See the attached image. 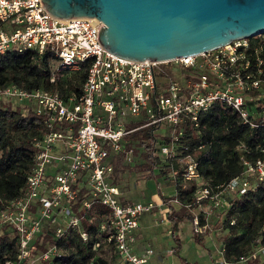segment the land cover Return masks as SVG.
Masks as SVG:
<instances>
[{
    "label": "built area",
    "instance_id": "built-area-1",
    "mask_svg": "<svg viewBox=\"0 0 264 264\" xmlns=\"http://www.w3.org/2000/svg\"><path fill=\"white\" fill-rule=\"evenodd\" d=\"M102 26L105 23L97 17H56L43 0H0V56L11 50H31L40 56L51 53L52 83L65 71L86 74L80 92L74 88L68 94L18 84L0 88V101L34 102L29 107L42 118L45 128L33 141L34 166L24 192L0 207V226L10 224L20 234L19 258L9 264H44L64 254L56 243L32 245L45 221L58 222L57 239L81 227L84 215L72 204L83 185L89 190L84 210L95 203L109 208L108 218L99 227L109 232L105 240L115 244L122 261L149 264L154 250H135L136 230L143 214L161 211L165 203L125 204L119 185L110 178L113 166L108 159L113 152L125 153L129 159L133 156L126 136L136 128L129 129V122L157 126L154 154L161 164L171 163L175 181L179 170L185 180L201 178L196 154L205 145L192 150L187 128H199L202 115L214 103L233 108L250 127L264 126V33L196 55L137 61L106 49L99 40ZM240 147L245 151L243 173L216 189L201 186L196 192L198 208L207 200L223 210L227 194H243L255 186L251 176L257 182L264 180V147L253 161L247 157L252 150L244 142ZM193 224L200 233L207 227L198 214ZM81 235L85 240L89 237L84 231Z\"/></svg>",
    "mask_w": 264,
    "mask_h": 264
},
{
    "label": "trees",
    "instance_id": "trees-1",
    "mask_svg": "<svg viewBox=\"0 0 264 264\" xmlns=\"http://www.w3.org/2000/svg\"><path fill=\"white\" fill-rule=\"evenodd\" d=\"M52 57L51 53L40 56L31 50L25 53L8 51L0 56V88L18 84L27 89L36 87L60 89L64 94H68L74 88L80 92V84L85 80V73L65 71L56 83L50 81ZM145 123L146 121L129 122L128 128L136 129L126 136L127 148L135 157L142 159L140 163L132 167L127 162L129 158L125 153L113 152L108 159V163L113 166L110 178L119 187L122 185L126 170L145 171L147 177H156L155 168L161 166L160 159L154 154L157 126L143 127ZM44 130L43 120L33 108L13 106L8 100L0 101V207L24 192L27 175L34 166L33 141L41 137ZM187 130L188 144L192 150L201 144L205 145L196 154L201 178L185 180L182 172L178 171L179 208L173 205L176 197H167L160 193L162 201L168 208V220L173 225L171 233L178 242L173 248L175 254H178L181 247L179 223L184 219L193 221L196 215L193 209L198 207L195 203L197 190L203 185H210L216 189L217 186L226 184L233 177L243 173L245 166L241 157L245 151L240 147L242 142L252 150L251 154L247 153V157L252 161L262 155L260 149L264 147V126L250 127L244 124L240 115L222 102L214 103L202 115L199 128L188 127ZM14 133L18 134V139L14 138ZM164 164H166L164 169L171 167V163ZM251 179L255 186L243 194L237 192L227 194V206L222 210L223 214H226L228 229V233L223 237L224 254L229 262L249 253L257 245V239L264 244V180L257 182L255 176H251ZM88 194V188L83 185L72 204L76 212L84 215L80 228H71L63 238L57 239L55 231L58 222L53 219L44 222L42 232L32 246L56 243L64 250L62 256L44 264H125L115 244L105 240L109 232L101 231L99 227L100 223L108 218L109 208L101 203H95L91 209L84 210L83 201ZM121 201L125 204L133 202L123 198L122 192ZM199 209L200 223L206 225L207 218L202 214V208ZM82 231L88 233L87 240L82 237ZM195 237L199 242L204 241L200 232H195ZM101 246H105L109 251L110 255L107 258L98 256ZM19 247L20 234L17 230L10 224L1 225L0 264L18 260ZM181 259L185 264H192L186 258Z\"/></svg>",
    "mask_w": 264,
    "mask_h": 264
},
{
    "label": "water",
    "instance_id": "water-1",
    "mask_svg": "<svg viewBox=\"0 0 264 264\" xmlns=\"http://www.w3.org/2000/svg\"><path fill=\"white\" fill-rule=\"evenodd\" d=\"M60 18L97 17L109 51L161 61L264 33V0H43Z\"/></svg>",
    "mask_w": 264,
    "mask_h": 264
},
{
    "label": "rangeland",
    "instance_id": "rangeland-1",
    "mask_svg": "<svg viewBox=\"0 0 264 264\" xmlns=\"http://www.w3.org/2000/svg\"><path fill=\"white\" fill-rule=\"evenodd\" d=\"M5 100H8L13 106L33 107L36 105L32 101L19 100L18 98ZM13 135L15 139H18L17 133ZM141 161L140 157L134 155L127 159L132 167ZM177 164L174 162L175 166ZM53 166L54 163L49 165V169ZM165 167L166 164H161L155 168L156 177H147L145 171L126 170L120 186L122 197L133 202H156L162 200L160 195L162 192L167 197L178 198V182L173 179L172 168L164 169ZM202 204V214L207 218V227L201 233L204 241L199 242L196 239L193 221L184 219L179 223L178 235L181 239V247L178 254L173 253V248L178 245V242L171 233L173 225L168 220L167 206L165 212L161 210L142 215L136 236L139 237L140 243L154 250L149 264H185L181 258H186L192 264H264V244L260 243V239H257V245L249 253L241 256L238 260L227 261L223 241L224 235L228 233L226 214H223L221 209L214 207L211 203L203 202ZM173 205L176 208L180 207L179 201L175 199ZM34 207L36 208V205ZM193 212L199 214L200 209L194 208ZM63 225H67V221H63ZM106 249L105 246H101L98 256L107 258L110 253Z\"/></svg>",
    "mask_w": 264,
    "mask_h": 264
},
{
    "label": "crops",
    "instance_id": "crops-1",
    "mask_svg": "<svg viewBox=\"0 0 264 264\" xmlns=\"http://www.w3.org/2000/svg\"><path fill=\"white\" fill-rule=\"evenodd\" d=\"M160 201V200H157ZM166 205L164 206V208L162 209V211L165 210ZM165 212V211H164ZM138 237V236H137ZM149 246H145L142 243H140L139 241V237L137 239V242L135 243V250L139 253L143 252L146 248H148Z\"/></svg>",
    "mask_w": 264,
    "mask_h": 264
}]
</instances>
